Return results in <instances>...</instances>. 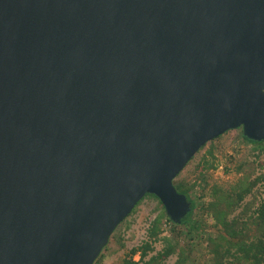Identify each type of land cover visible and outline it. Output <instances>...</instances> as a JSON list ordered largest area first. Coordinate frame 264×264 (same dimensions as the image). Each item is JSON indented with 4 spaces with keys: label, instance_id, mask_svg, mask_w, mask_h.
<instances>
[{
    "label": "water",
    "instance_id": "obj_1",
    "mask_svg": "<svg viewBox=\"0 0 264 264\" xmlns=\"http://www.w3.org/2000/svg\"><path fill=\"white\" fill-rule=\"evenodd\" d=\"M242 127L264 141V0H0V264H94L146 194Z\"/></svg>",
    "mask_w": 264,
    "mask_h": 264
},
{
    "label": "rangeland",
    "instance_id": "obj_2",
    "mask_svg": "<svg viewBox=\"0 0 264 264\" xmlns=\"http://www.w3.org/2000/svg\"><path fill=\"white\" fill-rule=\"evenodd\" d=\"M261 147L244 140L242 127L231 129L201 148L174 179V183L194 185L190 195L200 207L209 200L210 187L213 183L221 182L231 185L243 177L254 179L259 175L264 170V149ZM210 149H213V155L208 154ZM260 149L263 151L261 152ZM207 161L214 163L215 166L206 167ZM263 193L264 182H259L244 204L230 215L231 219H236L237 226L241 227L246 223L250 234L254 233L251 217L254 212L255 198L259 199ZM201 209L202 207L196 212L194 219H201L202 225L193 232L184 225L175 227L176 229L166 228L164 225L166 218L163 219L161 239L153 243L154 251L149 252L146 260L152 255H157L164 246L163 239L169 237L173 242H178L186 248L189 256L185 264H215L209 241L211 237L224 232V229L203 215L200 212ZM163 211L162 205L156 198L145 197L135 211L118 225L97 264H123L124 258L133 248H140L149 240L148 231L151 223ZM137 254L134 255V259L139 260L140 254ZM176 259L177 256L172 255L164 259L158 258L151 264H174Z\"/></svg>",
    "mask_w": 264,
    "mask_h": 264
},
{
    "label": "trees",
    "instance_id": "obj_3",
    "mask_svg": "<svg viewBox=\"0 0 264 264\" xmlns=\"http://www.w3.org/2000/svg\"><path fill=\"white\" fill-rule=\"evenodd\" d=\"M243 138L247 142L261 145V148L264 149V141L251 140L244 134ZM260 151L262 152L263 150L260 149ZM208 154L213 155V149L208 150ZM213 164L207 161L206 167L212 168L215 166ZM259 182H264V170L254 179L243 177L240 181L231 185H225L221 182H215L211 185L210 198L200 206L202 207L200 212L211 219L217 226H222L224 229V232L211 237L209 241L210 251L214 256L215 264H264V193L259 199L255 198L254 212L251 217L254 224V233H249L246 223L239 227L236 225V219L230 218V215L244 204L248 195L252 194ZM176 187L180 192L188 196L192 203V211L181 224L175 223V227H182L184 225L190 232L196 231L201 227L202 221L201 219H194L196 212L200 209L199 204L190 195V191L194 185L181 183L176 185ZM147 196L156 198L164 211L152 221L148 231L149 240L140 248H133L129 255L124 258L123 264H151L158 258L164 259L172 255L177 256L174 264H185L189 256L186 248L182 247L178 242H173L169 237L163 239L164 246L162 250L157 255H152L146 260L149 252L154 251L153 243L161 239L163 219L171 220L166 215L165 208L159 198L154 194H146L144 198ZM141 201L138 202L131 214ZM175 227L173 229H176ZM137 253L140 254L139 260L134 259V255ZM101 257L102 253L95 260L94 264H97Z\"/></svg>",
    "mask_w": 264,
    "mask_h": 264
},
{
    "label": "built area",
    "instance_id": "obj_4",
    "mask_svg": "<svg viewBox=\"0 0 264 264\" xmlns=\"http://www.w3.org/2000/svg\"><path fill=\"white\" fill-rule=\"evenodd\" d=\"M248 143H251V142H248ZM164 225H165L166 228H170V229H172L173 227H175V223L173 221L169 220V219H166L165 220ZM220 228H222V226Z\"/></svg>",
    "mask_w": 264,
    "mask_h": 264
},
{
    "label": "crops",
    "instance_id": "obj_5",
    "mask_svg": "<svg viewBox=\"0 0 264 264\" xmlns=\"http://www.w3.org/2000/svg\"><path fill=\"white\" fill-rule=\"evenodd\" d=\"M136 255V254H135ZM138 255V254H137Z\"/></svg>",
    "mask_w": 264,
    "mask_h": 264
}]
</instances>
